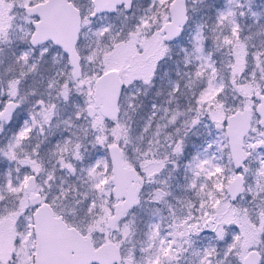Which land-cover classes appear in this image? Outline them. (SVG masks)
Wrapping results in <instances>:
<instances>
[{
	"label": "snow or ice",
	"instance_id": "obj_1",
	"mask_svg": "<svg viewBox=\"0 0 264 264\" xmlns=\"http://www.w3.org/2000/svg\"><path fill=\"white\" fill-rule=\"evenodd\" d=\"M0 264H264V0H0Z\"/></svg>",
	"mask_w": 264,
	"mask_h": 264
}]
</instances>
